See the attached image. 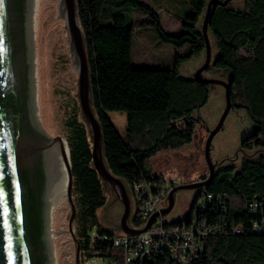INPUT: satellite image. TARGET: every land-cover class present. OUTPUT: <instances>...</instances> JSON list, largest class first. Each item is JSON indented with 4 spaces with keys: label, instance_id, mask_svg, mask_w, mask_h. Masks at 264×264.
I'll use <instances>...</instances> for the list:
<instances>
[{
    "label": "trees",
    "instance_id": "trees-1",
    "mask_svg": "<svg viewBox=\"0 0 264 264\" xmlns=\"http://www.w3.org/2000/svg\"><path fill=\"white\" fill-rule=\"evenodd\" d=\"M191 13L178 35L165 32L158 13L140 0H78L79 20L85 38L90 69L93 109L99 118L108 168L128 185L144 180L166 186V179L153 174L149 160L158 152L179 148L192 141L194 116L209 95V84L182 75L178 63L172 68H139L132 65L133 11L148 15L140 28L150 27L163 40L176 46L187 44L191 53L204 50L197 28L207 0H188ZM208 32L218 49L214 66L230 79L231 100L255 125L241 146L256 150L234 165L216 168L211 181L201 189L225 194L221 204H212L198 220L215 223L220 230L202 241V248L189 264H264V0H245L242 9L215 5ZM122 111L126 125L119 131L107 111ZM67 136L72 170V195L76 207L75 237L79 249L121 258V248L109 239H91L90 232L113 236L116 231L99 222L97 211L107 201L105 183L92 163L86 127L76 118L68 120ZM206 176L201 177L205 178ZM254 195L256 198H254ZM256 200L258 209L250 208ZM221 205L225 209H221ZM191 211L169 226L187 222ZM136 223L134 217L130 219ZM258 223L263 231L255 232ZM236 227L240 232H236ZM133 264H173L169 254H152Z\"/></svg>",
    "mask_w": 264,
    "mask_h": 264
},
{
    "label": "water",
    "instance_id": "water-1",
    "mask_svg": "<svg viewBox=\"0 0 264 264\" xmlns=\"http://www.w3.org/2000/svg\"><path fill=\"white\" fill-rule=\"evenodd\" d=\"M229 1L207 0L201 25L205 60L193 74L198 82L218 83L224 87L223 111L217 123L208 129L204 142L208 175L202 179L172 184L167 192V204L153 212L145 226L135 228L129 223L131 200L126 184L108 168L105 161L101 125L92 105L90 69L79 20L78 0H62L68 23V44L78 71L81 114L91 131L92 163L103 182L115 192L123 205L118 226L120 231L135 234L146 230L156 215L170 212L179 190L197 189L198 193L215 174L216 163L210 154L211 141L234 105L230 79L203 77L201 73L211 63L207 30L212 8L217 4L225 6ZM42 2L2 0L0 4V264H62L55 190L56 164L52 145L43 131L40 99L37 29ZM67 173L68 225L73 231L76 207L70 162Z\"/></svg>",
    "mask_w": 264,
    "mask_h": 264
},
{
    "label": "rangeland",
    "instance_id": "rangeland-1",
    "mask_svg": "<svg viewBox=\"0 0 264 264\" xmlns=\"http://www.w3.org/2000/svg\"><path fill=\"white\" fill-rule=\"evenodd\" d=\"M140 1L155 9L166 33L178 35L185 31L183 22L191 13L188 0ZM229 4L234 8L242 9L245 6V0H230ZM59 19L63 38L57 43L48 38L44 31L45 26L39 24L37 29L42 124L51 137H63L68 146L67 136L70 132L68 120L74 117L86 127L91 146V131L80 109L78 71L71 57L67 26L61 17ZM202 19L203 15L197 23L199 31H201ZM133 20L136 25L131 46L134 67L172 68L178 63L180 73L186 77H192L197 68L203 64L205 49L199 53H191L187 44L176 46L172 42L161 39L150 27L140 28L139 24L149 21V17L137 9L133 11ZM207 34L211 46V63L201 75L228 80L227 73L214 66L218 49L208 30ZM224 105V87L218 83L209 84L207 102L194 113L197 122L192 141L179 148L160 151L150 158L151 172L162 175L166 179V186L170 188V182L173 181L189 182L208 175V167L204 159V142L208 129L217 123ZM107 114L117 129L120 132L123 131L126 125L125 113L112 110L107 111ZM254 128V123L244 109L233 107L229 110L221 128L211 141L210 154L216 163V168L231 164L235 169H239L244 157L257 156L256 150L245 149L240 145L242 139L252 133ZM125 184L131 200L132 213L131 188L127 183ZM196 193L197 189L179 190L172 209L164 215L166 221L172 223L187 215ZM105 195L106 204L97 211L99 222L118 232L123 205L115 192L106 184ZM65 204V210L57 216L58 229H65V233L58 234L61 262L62 264H76L77 260V264H81L82 257H79V247L75 237V223L73 231L68 225L70 209L66 197Z\"/></svg>",
    "mask_w": 264,
    "mask_h": 264
},
{
    "label": "built area",
    "instance_id": "built-area-1",
    "mask_svg": "<svg viewBox=\"0 0 264 264\" xmlns=\"http://www.w3.org/2000/svg\"><path fill=\"white\" fill-rule=\"evenodd\" d=\"M179 184L178 181L170 182ZM133 201L131 217L136 223L131 224L135 228L146 225L153 212L159 210L167 204V192L169 187L158 189L152 182L139 180L129 185ZM227 198L225 194H212L199 189L190 207L191 215L187 222H180L178 225L169 226L164 215L155 216L151 225L144 231L135 234L116 232L113 236L98 234L95 229L90 232L91 239H109L114 246L121 248V258L118 261L114 256H106L100 253L88 254L86 249H79V257H82L81 264H133L135 260L147 259L152 254H169L173 264H189L196 253L202 248V241L209 234L220 230V226L215 223H208L198 220V214L212 204H221ZM254 198L255 195H254ZM250 208L254 211L258 209V202L253 200ZM221 209H225L221 205ZM255 232L263 231L261 224L254 223ZM236 232L240 228L236 227Z\"/></svg>",
    "mask_w": 264,
    "mask_h": 264
},
{
    "label": "bare ground",
    "instance_id": "bare-ground-1",
    "mask_svg": "<svg viewBox=\"0 0 264 264\" xmlns=\"http://www.w3.org/2000/svg\"><path fill=\"white\" fill-rule=\"evenodd\" d=\"M58 16L64 20L66 26L68 27L66 11L63 6L62 0H43L38 17V26L39 24L45 26L44 31L47 33L48 38L56 43L58 41H61V39L63 38L62 27L60 24L61 21ZM76 22L77 24L79 23L78 19H76ZM38 34L39 33L37 32V38ZM74 67H76L75 64ZM43 131L45 133L46 138L52 145L53 155L55 159L56 206L57 216H60L61 213L65 210L66 205L65 197L68 186L67 168L69 164L68 146L63 137H61L62 139L51 137L46 132L44 127ZM61 233H65V229H58V234Z\"/></svg>",
    "mask_w": 264,
    "mask_h": 264
},
{
    "label": "snow or ice",
    "instance_id": "snow-or-ice-1",
    "mask_svg": "<svg viewBox=\"0 0 264 264\" xmlns=\"http://www.w3.org/2000/svg\"><path fill=\"white\" fill-rule=\"evenodd\" d=\"M0 4H2V0H0Z\"/></svg>",
    "mask_w": 264,
    "mask_h": 264
}]
</instances>
